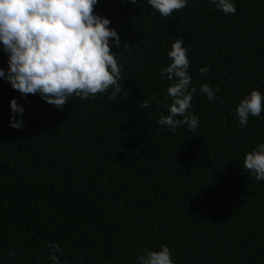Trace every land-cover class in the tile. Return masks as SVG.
<instances>
[{
    "label": "trees",
    "instance_id": "1",
    "mask_svg": "<svg viewBox=\"0 0 264 264\" xmlns=\"http://www.w3.org/2000/svg\"><path fill=\"white\" fill-rule=\"evenodd\" d=\"M235 7L188 0L161 17L146 0H98L93 10L121 40L111 51L126 97L109 99V88L57 109L0 78V264H51L53 243L61 264H135L161 244L175 264H264V180L242 168L264 141V102L243 128L234 111L252 88L264 93V0ZM178 37L199 123L170 132L157 122L171 103L159 70ZM6 60L0 48V67ZM202 83L218 85V99ZM13 97L21 128L9 125Z\"/></svg>",
    "mask_w": 264,
    "mask_h": 264
},
{
    "label": "clouds",
    "instance_id": "2",
    "mask_svg": "<svg viewBox=\"0 0 264 264\" xmlns=\"http://www.w3.org/2000/svg\"><path fill=\"white\" fill-rule=\"evenodd\" d=\"M98 0H0V48L5 53L6 67H0V78L19 91L22 96L38 94L46 103L61 109L73 97L89 99L97 93L111 88L109 99L118 93L127 96L122 89L123 65L118 63L111 47H119L121 40L117 30L110 27V18L96 13ZM136 4L137 0H130ZM224 14L236 11L235 0H212ZM151 9L161 17H168L173 10L184 8L188 0H146ZM128 44L124 43L123 48ZM170 62L160 68L170 81L167 96L171 97L168 114L160 115L158 125L175 132L179 125L189 130L198 126V117L189 112L193 93L189 75L188 45L182 38L172 40L166 53ZM201 74L209 71L208 66L199 69ZM199 91L209 101L218 99L214 92L218 85L202 83ZM264 93L252 88L243 95L235 106L238 126L248 124L250 116L259 117ZM9 125L23 127V105L10 98ZM148 107L147 101L140 105ZM242 168L256 181L264 180V141L255 142L243 156ZM51 264H61L56 253L62 249L55 243L50 245ZM9 255L14 252L9 249ZM135 264H175L167 244L158 249H145L136 256Z\"/></svg>",
    "mask_w": 264,
    "mask_h": 264
}]
</instances>
